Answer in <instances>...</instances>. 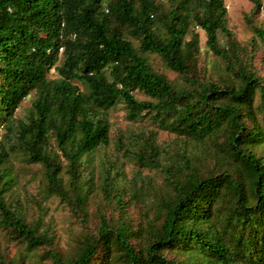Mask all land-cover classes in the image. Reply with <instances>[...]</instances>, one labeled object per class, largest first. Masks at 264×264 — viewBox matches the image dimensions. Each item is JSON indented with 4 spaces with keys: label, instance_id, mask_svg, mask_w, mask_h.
I'll return each instance as SVG.
<instances>
[{
    "label": "trees",
    "instance_id": "trees-1",
    "mask_svg": "<svg viewBox=\"0 0 264 264\" xmlns=\"http://www.w3.org/2000/svg\"><path fill=\"white\" fill-rule=\"evenodd\" d=\"M248 1L251 49L227 27L225 0H0V227L24 246L23 262L43 250L38 264H264V77L254 65L264 29L252 25L264 5ZM196 28L224 64L216 81L193 66ZM151 54L184 78L181 88L152 68ZM32 93L28 121L17 122ZM120 103L129 121L148 116L181 140L168 150L153 132L129 150L164 184L121 185L107 160L96 184L94 157L110 143L106 114ZM8 142L44 169L46 196L81 224L70 251L7 202L16 184ZM195 144L209 148L208 167Z\"/></svg>",
    "mask_w": 264,
    "mask_h": 264
},
{
    "label": "rangeland",
    "instance_id": "rangeland-1",
    "mask_svg": "<svg viewBox=\"0 0 264 264\" xmlns=\"http://www.w3.org/2000/svg\"><path fill=\"white\" fill-rule=\"evenodd\" d=\"M264 5V0H263ZM225 6L228 13L227 27L233 32L235 39L242 45L249 47V42L256 38L252 26L247 23L251 18L254 5L248 0H225ZM252 25L264 29V9L259 16L252 20ZM219 44L223 48L228 47V39L222 32L218 33ZM194 44L193 66L201 80L216 81L224 73V64L222 60L213 55L207 48V38L203 31L196 28L194 35L190 37ZM259 49L255 53L254 65L257 70L261 69V75L264 77V46L257 38ZM251 47V46H250ZM249 47V49H251ZM152 68L159 73L167 76L169 81L176 87L181 88L185 83L184 78L176 72L169 70L162 58L151 54L147 56ZM57 72L52 70L50 78H56ZM81 90L84 87L75 82ZM136 98L141 101L149 100L142 93H135ZM38 97V93H32L17 110L14 118L18 121L26 122L29 119L33 102ZM260 103V96L256 98V105ZM111 123L110 143L95 155L92 168L95 172V180L98 185L101 180V164L106 160L116 165V170L112 171V176H116V171L120 173L115 180L121 185L132 183L133 179L152 181L154 185L164 184L163 174L156 170L142 168L138 166L134 157L129 155V150H133V144L137 138L149 137L155 133L156 143L161 147L174 150L182 144L181 140L174 134L162 131L157 124L148 116L142 117L138 122H132L127 119V111L123 104H118L115 108L109 110L106 114ZM259 122H262V116H258ZM5 133V129H2ZM5 149L10 156L9 167L16 179L13 190L7 194V202L18 213H20L31 225H38L41 231L49 230L50 235H54L57 248L63 252L70 251L74 246L75 237L81 233V224L66 206L61 202L58 196H46V187L44 178V169L38 164H27L20 153L12 150L11 144H5ZM194 152V157L208 167L209 148L200 145H194L190 148ZM109 167V165H107ZM91 168H87L89 173ZM67 178V177H66ZM0 254L6 259V264H38V260L43 257V250L37 251L33 259L22 261L25 254L24 246L0 227ZM33 255V254H31ZM14 258H18L15 262ZM44 264H50L48 260Z\"/></svg>",
    "mask_w": 264,
    "mask_h": 264
}]
</instances>
